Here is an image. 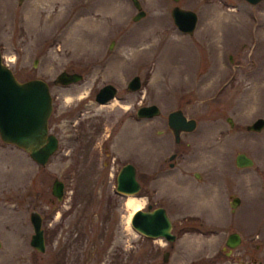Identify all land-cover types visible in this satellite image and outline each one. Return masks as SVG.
<instances>
[{
  "label": "rangeland",
  "instance_id": "obj_1",
  "mask_svg": "<svg viewBox=\"0 0 264 264\" xmlns=\"http://www.w3.org/2000/svg\"><path fill=\"white\" fill-rule=\"evenodd\" d=\"M140 1L146 15L133 20L131 0H0L3 62L21 81L49 82V131L59 139L41 166L0 138V264H264V128L246 129L264 117V0ZM174 5L198 14L193 34L174 24ZM62 70L83 78L54 83ZM136 74L141 87L129 91ZM108 82L116 96L96 102ZM151 103L159 115L136 116ZM176 108L197 120L178 142L167 125ZM238 152L254 163L238 167ZM127 161L138 194L167 207L173 242L127 222L116 191ZM55 178L65 184L60 200ZM33 208L49 235L44 252L30 244ZM231 231L242 243L221 256Z\"/></svg>",
  "mask_w": 264,
  "mask_h": 264
},
{
  "label": "water",
  "instance_id": "obj_2",
  "mask_svg": "<svg viewBox=\"0 0 264 264\" xmlns=\"http://www.w3.org/2000/svg\"><path fill=\"white\" fill-rule=\"evenodd\" d=\"M23 0H18L21 3ZM136 13L133 20H138L146 15L140 0H131ZM256 4L261 0H246ZM176 27L183 33L193 34L198 23V14L192 10L174 5L170 10ZM112 45H110V48ZM37 59L34 61L36 65ZM83 74L77 71H60L53 79L54 83L68 85L80 81ZM141 77L136 74L129 79L126 88L129 91L140 89ZM118 88L111 82L102 85L95 94L98 103L108 102L116 96ZM53 101L49 82L38 77L27 80H19L12 69L3 62L0 51V138L6 143L14 144L25 150L29 156L39 165L44 166L54 154L59 145L58 137L49 131V117L52 112ZM160 107L156 103L140 105L136 109L139 118H151L159 115ZM227 120L233 125L231 117ZM167 125L171 130L176 142L180 140L183 131H192L196 128L197 120L187 117L181 108L171 110L167 115ZM264 128V117H257L246 125L249 131L259 132ZM170 154L169 159L175 157ZM254 160L245 152L235 155V164L238 167L251 166ZM173 165V162H170ZM64 182L55 178L51 186L52 194L58 199L64 195ZM141 189L137 178L136 166L133 163L124 164L118 171L116 177V191L125 195L141 196ZM142 197V196H141ZM240 202V197H232L231 206L234 209ZM32 225L30 244L35 250L45 251L44 229L42 227L43 217L36 209L29 213ZM132 227L140 234L151 238H164L172 242L176 234L172 231L173 222L162 206L153 207L149 204L147 209L142 207L136 209L131 217ZM242 237L239 232L231 231L226 238V245L233 248L239 245ZM1 244V243H0ZM169 251H164L163 260H168Z\"/></svg>",
  "mask_w": 264,
  "mask_h": 264
},
{
  "label": "flooded vegetation",
  "instance_id": "obj_3",
  "mask_svg": "<svg viewBox=\"0 0 264 264\" xmlns=\"http://www.w3.org/2000/svg\"><path fill=\"white\" fill-rule=\"evenodd\" d=\"M185 132H189V131H183L182 133H185ZM181 133V134H182ZM181 138V137H180ZM175 140V139H174ZM173 153H175L176 154V152H173ZM172 154V153H171ZM175 157H176V155H175ZM174 157V158H175ZM126 163H129L128 161L127 162H125L124 164H126ZM131 163V162H130ZM123 164V165H124ZM170 164V163H169ZM122 165V166H123ZM173 165H174V163H173ZM173 165H170V166H173ZM121 166V167H122ZM136 170H137V168H136ZM138 178V177H137ZM139 180V179H138ZM139 182H140V180H139ZM140 185H141V188H142V186H143V184L140 182ZM52 193V192H51ZM142 197H144V199H145V203H144V205L142 206V208H144V209H147L148 208V205L149 204H151L152 205V208L153 207H157V206H162V207H164L165 209H166V211L168 212V209H167V207L165 206V205H157V206H154L153 205V203L151 202V200H150V197L147 195V194H140ZM169 214V213H168ZM174 225V224H173ZM172 231H173V229H172ZM176 234V233H175ZM228 236V235H227ZM44 238H45V241H46V239L48 240L49 239V235H48V233L46 232H44ZM161 238V237H160ZM176 238H177V235H176ZM167 242H169V241H167ZM173 242V241H172ZM241 243H242V241H241ZM240 243V244H241ZM45 244H46V242H45ZM239 244V245H240ZM238 246V245H237ZM236 246V247H237ZM234 248L235 247H233V248H231V247H229L228 245H226V240H225V245L224 246H222L221 247V249H220V255L221 256H231L232 254H233V250H234ZM168 251V250H167ZM63 260V259H62ZM253 261L255 262V260L253 259ZM257 263L258 264H261V261H257Z\"/></svg>",
  "mask_w": 264,
  "mask_h": 264
},
{
  "label": "bare ground",
  "instance_id": "obj_4",
  "mask_svg": "<svg viewBox=\"0 0 264 264\" xmlns=\"http://www.w3.org/2000/svg\"><path fill=\"white\" fill-rule=\"evenodd\" d=\"M125 199V207L130 210L131 213H133L136 209L140 208L144 203L145 199L141 196L136 195H126ZM130 221V218H127V222Z\"/></svg>",
  "mask_w": 264,
  "mask_h": 264
},
{
  "label": "trees",
  "instance_id": "obj_5",
  "mask_svg": "<svg viewBox=\"0 0 264 264\" xmlns=\"http://www.w3.org/2000/svg\"><path fill=\"white\" fill-rule=\"evenodd\" d=\"M52 231H53V230L50 231L51 234H52ZM46 240H47V239H46Z\"/></svg>",
  "mask_w": 264,
  "mask_h": 264
}]
</instances>
